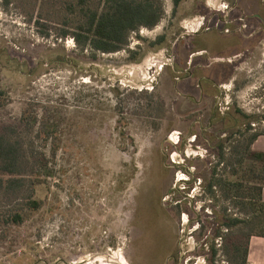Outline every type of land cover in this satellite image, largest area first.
Masks as SVG:
<instances>
[{
	"label": "rangeland",
	"instance_id": "374dc122",
	"mask_svg": "<svg viewBox=\"0 0 264 264\" xmlns=\"http://www.w3.org/2000/svg\"><path fill=\"white\" fill-rule=\"evenodd\" d=\"M35 2L0 0V129L48 176L22 226L1 222L18 204L0 202V264H233L239 230L222 223L244 216L209 186L237 180L235 148L264 130V0H180L176 13L163 0L160 24L112 54L62 38L70 11ZM214 69L231 71L220 87Z\"/></svg>",
	"mask_w": 264,
	"mask_h": 264
},
{
	"label": "trees",
	"instance_id": "16d2710c",
	"mask_svg": "<svg viewBox=\"0 0 264 264\" xmlns=\"http://www.w3.org/2000/svg\"><path fill=\"white\" fill-rule=\"evenodd\" d=\"M4 2L6 6L10 5V0ZM174 4L176 13L180 0H174ZM38 5L42 11L49 6L56 9L65 6L72 20H68L66 26L69 29L64 31L62 38L71 36L82 50L90 48L104 54L120 52L129 45L132 33L143 28L154 29L165 16L163 0H36L35 7ZM165 41L166 38L161 36L151 45L161 46ZM3 106L0 100V108ZM22 120L30 124L36 119L30 121L25 114ZM245 128V133L253 131L251 122ZM52 133L46 132V139L56 137ZM261 136H264V130L253 133L246 145L235 148L236 167L231 168V175L237 178L236 181H215L209 186L213 194L219 187L224 199L234 200L236 208L244 216H227L222 223V227L229 231L239 230V238L229 254L233 264H248L251 239L264 238V152L252 149ZM219 156V162L223 163V145H220ZM41 161L40 156H35L34 151L25 146L16 128L0 129V202L18 204L1 217L3 224L22 226L42 208L43 201L36 198V191L45 184L48 168ZM220 235L219 231L217 236ZM215 256L216 251L213 258Z\"/></svg>",
	"mask_w": 264,
	"mask_h": 264
},
{
	"label": "crops",
	"instance_id": "0c3cea01",
	"mask_svg": "<svg viewBox=\"0 0 264 264\" xmlns=\"http://www.w3.org/2000/svg\"><path fill=\"white\" fill-rule=\"evenodd\" d=\"M231 71L225 69L212 70L210 73L211 77L208 80L211 82V87L218 84L215 78L216 76L228 79L230 77ZM207 79V78H206ZM211 89V88H210ZM212 94V92H211ZM253 150L257 152H264V136H261L253 145ZM263 199H264V190H263ZM248 264H264V238L253 237L250 243V250L248 256Z\"/></svg>",
	"mask_w": 264,
	"mask_h": 264
},
{
	"label": "flooded vegetation",
	"instance_id": "af4514ba",
	"mask_svg": "<svg viewBox=\"0 0 264 264\" xmlns=\"http://www.w3.org/2000/svg\"><path fill=\"white\" fill-rule=\"evenodd\" d=\"M198 29H200V27L198 28ZM196 32V31H195ZM195 54V53H194ZM193 77H194V74L193 73H191L190 75H189V77L188 78H184L182 81H187V80H192L193 79ZM179 81H180V79H178ZM203 81V79L201 80V82ZM200 86V84L198 85V87ZM215 87H220L219 85H215ZM212 94H213V92H212ZM205 96H207V97H210L211 96V89L209 88V93L207 92L206 94H205Z\"/></svg>",
	"mask_w": 264,
	"mask_h": 264
}]
</instances>
